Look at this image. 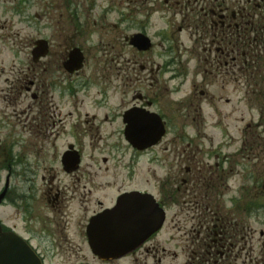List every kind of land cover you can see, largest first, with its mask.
Returning a JSON list of instances; mask_svg holds the SVG:
<instances>
[{
    "label": "flooded vegetation",
    "instance_id": "flooded-vegetation-1",
    "mask_svg": "<svg viewBox=\"0 0 264 264\" xmlns=\"http://www.w3.org/2000/svg\"><path fill=\"white\" fill-rule=\"evenodd\" d=\"M26 3L0 0V12L11 20L2 26L0 15V29H12L15 17L25 23ZM96 8L97 0L47 2L35 19L49 20L50 36L42 37L38 27L29 52L12 54L17 70L4 68L0 51V208L15 211L19 221H0L2 232L17 234L47 264L54 253L91 252V222L115 209L123 195L149 194L162 207L194 196L198 218L208 216L212 224L198 225L186 264H264V252L260 260L250 255L242 221L203 205L218 162L201 171V149L179 138L185 126L168 130L173 119L201 121V106L214 107L209 89L218 79L232 87L240 78L246 83L264 76V0H109L100 13ZM155 17L164 26L152 30ZM124 23L128 34L121 31ZM171 83L189 84L192 92L183 102L171 101ZM122 87L133 89L130 97ZM199 87L207 91L198 93ZM128 124L145 143L159 125L165 132L156 145L139 149L126 139ZM159 147L166 160L171 151L177 157L172 179L155 175ZM147 153L150 185L139 190L131 184ZM185 163L194 167L181 173ZM203 172L201 200L191 185L200 184ZM137 209L131 204V217ZM171 255L147 242L132 253L131 264H163Z\"/></svg>",
    "mask_w": 264,
    "mask_h": 264
},
{
    "label": "rangeland",
    "instance_id": "rangeland-1",
    "mask_svg": "<svg viewBox=\"0 0 264 264\" xmlns=\"http://www.w3.org/2000/svg\"><path fill=\"white\" fill-rule=\"evenodd\" d=\"M60 1L62 0H27L25 23H18V19L15 17L12 20V29L8 28L9 24L0 29V51L7 58L4 60V68L7 71L19 68V60L11 61L13 53H28L30 42L39 38L40 33L42 37L50 36L49 20L37 21L35 16H40L47 2L50 4L58 2L60 4ZM75 1L82 3V0ZM108 1L97 0L98 8H96L95 13H100L101 9L108 5ZM10 7L11 5L5 7V9ZM0 15H2L1 12ZM7 18L11 21L9 14L2 15V26H4L3 22L8 20ZM153 23L154 25L158 24L160 27L164 26L160 24L156 17ZM39 26H42V30L38 34L37 29ZM127 27L126 23L122 25V33L127 32ZM157 27L155 25L152 30ZM24 43L27 50L24 49ZM123 52L128 53V50ZM262 67L264 69V66ZM240 79H242L240 84L235 82L232 87L225 85L221 79H218L217 85L209 89L216 96L214 107L201 106V121L193 123L191 120L180 122L173 119L168 130L170 132L173 130L180 132L185 126V129L180 132L179 138H185L181 140L183 145L194 141L201 149L198 160L201 161L200 164L206 165V167L201 168V171H207L208 164L214 167L218 162V171H211L214 173L215 184H212L207 190L208 200L210 201L205 199L203 205L208 206L213 213H217L221 218H227L232 214L231 216L236 221H242L245 227L251 231L249 239L246 241L247 248L252 250L250 255L260 260L261 254L264 252V238L259 236V232H264V126L259 127L258 122L261 119V112H263L262 116L264 117V100L261 98V93L264 94V86H262L261 78L258 77L250 78L246 83L245 78ZM190 80L191 78H187L186 81ZM176 87L177 84H170V90L175 89L173 95H170L171 101L183 102L186 100V96L192 92L189 84L179 88ZM200 90L207 91V89L199 87L197 89L198 93ZM132 91V88L130 90H125L124 87L121 88V92H124L127 97H130ZM198 93L197 98L199 97ZM226 99L229 101L226 102ZM262 108L263 111H261ZM197 129H200L199 135ZM157 150L158 152L155 151L153 154L158 155V163L152 166L155 169L156 177H166L169 174V178L172 179L173 173L177 171V157L171 151L166 160L161 147ZM150 156L151 154L147 153L140 158L141 161L139 160L136 167V184H131L132 187H137L139 190L148 189L147 187L150 184H145V182L150 179L145 175V172L148 167L147 160L151 158ZM193 167V163H185L181 165L180 172L183 173L184 168ZM205 176L206 172H203L200 184L191 185L198 189L201 200L204 199L206 194L207 184H203ZM180 178L187 179L183 174ZM198 178L196 177L195 180H198ZM178 199H176L175 204L165 205L168 214L165 225L160 234L148 243L149 245H159V248L166 249L170 252V255L175 254V257L172 255L166 257L163 264H186L191 251L195 248L193 241L198 225L211 226L212 224L208 216L202 218V215L201 219L198 218L199 210H197L196 205L200 201L196 197H185L183 199L180 197ZM0 221L6 225L19 224L15 211L5 210L4 208H0ZM146 262L147 264H154L152 260ZM46 263L131 264L133 261L131 256H127L120 261L101 263L94 258L91 252L83 248L81 252H61L49 255Z\"/></svg>",
    "mask_w": 264,
    "mask_h": 264
},
{
    "label": "water",
    "instance_id": "water-1",
    "mask_svg": "<svg viewBox=\"0 0 264 264\" xmlns=\"http://www.w3.org/2000/svg\"><path fill=\"white\" fill-rule=\"evenodd\" d=\"M132 126L128 124L126 139L142 149L141 144L145 142L140 139L141 136L137 135L135 130L131 129ZM137 126L141 128L144 124L138 123ZM140 131L143 130L140 129ZM137 133L140 134V132ZM143 133L148 134L147 130ZM162 135L163 129L159 125L154 140H149L150 142L143 147L153 145ZM120 203L117 217H114V212L107 213L93 223V231H90L92 252L101 260L119 259L127 255L156 233L164 222V213L151 196L132 193L123 196ZM135 203L138 211L131 217L130 207ZM0 264H41V262L23 240L10 233L0 236Z\"/></svg>",
    "mask_w": 264,
    "mask_h": 264
},
{
    "label": "trees",
    "instance_id": "trees-1",
    "mask_svg": "<svg viewBox=\"0 0 264 264\" xmlns=\"http://www.w3.org/2000/svg\"><path fill=\"white\" fill-rule=\"evenodd\" d=\"M261 82H262V86H264V76H261ZM261 98H263V100H264V94H262V93H261ZM261 111H263V108ZM262 115H263V112H261V121L258 125L259 127L261 126V128L264 126V117Z\"/></svg>",
    "mask_w": 264,
    "mask_h": 264
}]
</instances>
